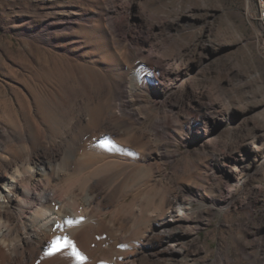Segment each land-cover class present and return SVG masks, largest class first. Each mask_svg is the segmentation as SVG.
<instances>
[{"label": "rangeland", "instance_id": "1", "mask_svg": "<svg viewBox=\"0 0 264 264\" xmlns=\"http://www.w3.org/2000/svg\"><path fill=\"white\" fill-rule=\"evenodd\" d=\"M171 1L0 0V176L51 161L49 186L116 229L105 262L264 264L255 0ZM125 19L157 28L125 40Z\"/></svg>", "mask_w": 264, "mask_h": 264}, {"label": "bare ground", "instance_id": "2", "mask_svg": "<svg viewBox=\"0 0 264 264\" xmlns=\"http://www.w3.org/2000/svg\"><path fill=\"white\" fill-rule=\"evenodd\" d=\"M170 3L174 5L171 0ZM174 14L176 15L175 12ZM142 15L143 12L139 8V19ZM174 17L171 14L165 17L167 19L165 28L170 34L175 25ZM60 20L68 22L71 19ZM125 20L126 26L121 30V37L125 40L142 41L140 30L145 29L150 34L157 28L156 24H148L143 19L131 24L127 19ZM253 20L258 29L256 43L264 58V43H261L264 42V34H260V26L255 15ZM52 30L53 27L48 24L38 35L43 43L55 47L56 43L51 38ZM139 79L136 73L133 81H140ZM188 99L190 103L200 104L206 101L207 94L204 91L192 90ZM40 163L35 166L29 161L17 166L9 176H0V264H122L120 260L105 262L101 258L102 255L100 256L101 251L105 252L106 249L103 245L106 243L109 245L114 241L116 229L107 223V225L101 222L91 223L92 212L82 206V203L89 201L86 202L78 195L68 198L64 193L52 189L49 186L51 183L47 181L52 163L49 160ZM27 177L32 182L31 188L25 191L22 183ZM95 233L99 236L95 237ZM57 239L62 243L71 241L73 247L65 246L56 251L52 242ZM169 242L167 247L169 252L180 253L172 240ZM123 247L125 248V244Z\"/></svg>", "mask_w": 264, "mask_h": 264}, {"label": "built area", "instance_id": "3", "mask_svg": "<svg viewBox=\"0 0 264 264\" xmlns=\"http://www.w3.org/2000/svg\"><path fill=\"white\" fill-rule=\"evenodd\" d=\"M253 15H255L257 24L260 26V34H264V0H255V10Z\"/></svg>", "mask_w": 264, "mask_h": 264}, {"label": "snow or ice", "instance_id": "4", "mask_svg": "<svg viewBox=\"0 0 264 264\" xmlns=\"http://www.w3.org/2000/svg\"><path fill=\"white\" fill-rule=\"evenodd\" d=\"M53 249L59 251L62 247H73L71 241H64L63 243L57 239L52 242ZM52 254V253H50Z\"/></svg>", "mask_w": 264, "mask_h": 264}]
</instances>
